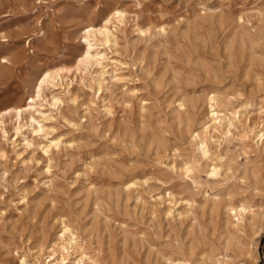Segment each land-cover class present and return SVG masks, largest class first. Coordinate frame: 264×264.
<instances>
[{
    "label": "rangeland",
    "instance_id": "obj_1",
    "mask_svg": "<svg viewBox=\"0 0 264 264\" xmlns=\"http://www.w3.org/2000/svg\"><path fill=\"white\" fill-rule=\"evenodd\" d=\"M112 8L102 64L79 63ZM46 70L43 131L17 135ZM212 95L233 123L209 130L216 175L195 138ZM1 114L0 264L62 244L61 264H264V0H0Z\"/></svg>",
    "mask_w": 264,
    "mask_h": 264
},
{
    "label": "bare ground",
    "instance_id": "obj_2",
    "mask_svg": "<svg viewBox=\"0 0 264 264\" xmlns=\"http://www.w3.org/2000/svg\"><path fill=\"white\" fill-rule=\"evenodd\" d=\"M127 13L126 11L124 10H121L119 8H112L109 12V14L107 15V17L105 18L104 20V24L99 27V28H95L94 25H88L86 26L82 31H81V39H82V42L83 44L86 46V50H84V52L81 54V56L78 58V62L81 63V64H86V65H93V64H96L97 65H100L102 64L100 62V60L104 57L102 55H100V53H97L95 52V50H97L96 48H98V46H96V44H94L92 42L93 39H97V37L100 35L103 37L102 41L103 44L104 43H108L110 41V35L111 32H110V29H109V25L113 22V20L115 19H118V21H123L127 18L126 17ZM117 26V25H116ZM244 35V33H243ZM116 36V35H115ZM101 37V38H102ZM114 37V36H113ZM101 41V42H102ZM115 41V40H114ZM105 44V45H106ZM100 45V44H99ZM102 45V44H101ZM100 47V46H99ZM100 51V50H99ZM106 55V54H104ZM3 62H7L6 59H3ZM78 63V64H79ZM80 66V65H79ZM83 66V65H82ZM81 66V67H82ZM103 66V65H102ZM80 68V67H79ZM82 69V68H81ZM81 71V70H80ZM82 72V71H81ZM85 72V71H84ZM83 74V73H82ZM116 74V73H115ZM84 75V74H83ZM114 75V74H113ZM99 77V76H98ZM112 77V76H111ZM114 77V76H113ZM64 76L61 75V73H53L51 72L50 70H46L44 71L37 79V82H36V86H35V94L30 96L29 97V101L25 104V105H22V106H19V107H16L14 108V115L16 116V125H15V131H16V134L19 135L20 133H23V130L24 129H27L28 131L30 130L31 132L35 133V134H38L40 132L43 131V126L39 124V121L37 120V118L35 117V113L34 111L37 109L39 110L38 108L39 107H42V106H38V104L36 105L37 101L39 99H42V95H43V90L44 88L47 86H50L51 88L52 87H55L57 88L58 86H56L55 83H59L58 81L60 80H63ZM102 79V77H100ZM100 78L98 82L101 83V80L100 81ZM115 78H117V76H115ZM107 81V80H106ZM96 82V80H95ZM106 83V82H105ZM103 84V83H102ZM61 85V84H60ZM101 87V86H100ZM54 89V88H53ZM56 90V89H55ZM212 94V93H211ZM210 95V94H209ZM53 105H57L60 103V100L58 97H53ZM179 106H186L185 103L181 102V104ZM144 107V106H143ZM220 103L217 99V97L215 95H212L210 98H209V108H210V118L212 123L210 122V124L206 123V125L204 126V130H203V133L202 132H197L195 134V138L196 140L199 138V141H197V148L198 150L200 151V155L201 157L204 159H207V160H210V161H214L213 159L210 158V156L213 154H211V147L209 145V137H208V134L211 133V131L209 132L210 129H212L213 126L215 127H218V126H223L225 123H227L228 125H232L233 123L229 122L231 120H227L226 119V116L228 115L227 113L223 112V110L220 108ZM185 108V107H184ZM109 109V108H108ZM226 110V109H224ZM8 111L10 110H6V111H3L2 114H5L7 113ZM1 114V115H2ZM227 114V115H226ZM236 114V113H235ZM236 116V115H235ZM228 117V116H227ZM2 118H4V116L2 115L0 117V123H3L4 121L1 120ZM24 118H26V122H24ZM235 118V117H234ZM238 120V119H237ZM36 123L39 124V127L36 126ZM28 125V126H27ZM264 129V128H263ZM218 130V129H217ZM252 131V130H251ZM264 131V130H262ZM209 132V133H208ZM230 132V128L227 130V133ZM24 134V133H23ZM22 134V135H23ZM259 134V133H258ZM7 135V134H6ZM212 137V135L210 136ZM259 139H258V143L260 144V142H263L264 141V132H262L261 134L258 135ZM7 138V137H6ZM29 143V142H28ZM61 144V140H57V141H52L50 145H45L46 148H50L52 145H54L55 147H59ZM53 146V147H54ZM45 151H48L45 150ZM211 162V163H212ZM214 163V162H213ZM198 164V162H197ZM232 168V166H231ZM219 167L216 163H214V165L212 166V172L211 174L212 175H216L218 172H219ZM185 170L187 172H189L191 170V166H186L185 167ZM190 202V201H189ZM192 205V204H191ZM216 206V205H215ZM249 208V207H248ZM234 210L236 209V212H238L237 215H239L240 217L238 218L239 221H243L244 219H246V211H249L247 210L246 208L244 207H240L239 209L236 207H232L231 210ZM238 210V211H237ZM235 211V210H234ZM250 212V211H249ZM252 222L251 224L254 225V220H255V213L253 211V215H252V218H251ZM239 223V222H238ZM237 223V224H238ZM238 226V225H237ZM241 227V226H240ZM63 236H65L67 233H70L71 237H68L70 238V243L72 244V246L76 247V234L74 232H72V229L69 228L68 226L64 227L63 230ZM69 235V234H68ZM58 247V250L60 252H62V258L61 259H55L54 257L52 258L53 262H49V264H61L62 262L65 261V258H64V251L68 250L67 249V245L65 244H62V245H59L57 246ZM69 252V251H68ZM56 254V253H55ZM90 259V258H89ZM94 264V263H93Z\"/></svg>",
    "mask_w": 264,
    "mask_h": 264
}]
</instances>
